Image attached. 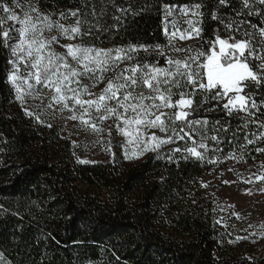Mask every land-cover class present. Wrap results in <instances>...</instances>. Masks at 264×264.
Masks as SVG:
<instances>
[{
	"label": "trees",
	"instance_id": "16d2710c",
	"mask_svg": "<svg viewBox=\"0 0 264 264\" xmlns=\"http://www.w3.org/2000/svg\"><path fill=\"white\" fill-rule=\"evenodd\" d=\"M39 3L45 9H80L79 18L93 25L90 36L77 39L85 46L160 45L166 49L163 54L139 50L134 62L141 64L163 68L169 57L182 60L197 52L205 53L201 57L204 63L213 50L210 42L217 36L232 41L250 39L254 52L250 55L246 50L247 62L254 71L264 63L255 58L264 57V37L250 26L264 27V19L249 15L242 0H226L225 5L219 0ZM194 4L201 5L200 40L186 47L190 52L174 53L164 33V5ZM249 4L251 11L264 15V6L256 0ZM122 8L130 11L122 14ZM0 17H5L3 9ZM2 41L0 36V252L8 264H264V254L250 257L228 249L223 219L212 195L199 182L215 166L209 160L230 153L246 162L264 157V152L256 150L264 149V138H260L264 127L258 126L264 124V84L257 88L249 83L244 88L246 96L259 105V111L250 109L254 116L239 111L229 115L220 100L211 98L212 93L197 91L190 97L193 110L189 119L207 120V130L200 131L201 125H196V131L187 135L189 127L177 122L178 134L190 145L161 147L159 158L155 152L136 160L117 154L106 161L78 163L69 140L61 139L48 126L31 122L15 106L8 81L10 46L4 47ZM125 63L117 71L130 66L129 61ZM222 128L228 131L219 130ZM213 136L219 143L210 139ZM201 137L220 151L204 160L191 156L185 160L181 153L173 154V149L192 147V139ZM247 140L254 142L248 144Z\"/></svg>",
	"mask_w": 264,
	"mask_h": 264
},
{
	"label": "snow or ice",
	"instance_id": "6c2138e0",
	"mask_svg": "<svg viewBox=\"0 0 264 264\" xmlns=\"http://www.w3.org/2000/svg\"><path fill=\"white\" fill-rule=\"evenodd\" d=\"M219 3L225 5L226 0H219ZM242 3L245 8L249 9V15L261 16L264 19V15L260 12L251 11L252 6L249 4V0H242ZM256 3L264 6V0H256ZM16 7L26 9L23 12V18L15 14L7 5L0 4V9L9 13L7 17H0V36L3 38L4 47H9V40L12 39L9 30L4 27L7 20L16 21L19 24L18 28L13 26L12 29L19 38L10 47L12 58L9 63L12 65V71L8 74V81L15 90V98L23 104L27 97H33V93L38 92L36 86L42 85L53 93L49 101V108L56 105L59 106L58 111L61 113L68 110L71 115L67 119L80 120L83 125L90 124L91 130L97 134L103 132L104 129L99 127L95 121L102 124L104 121L112 119L119 133L126 137L123 155L127 160L139 159L148 151L157 153L159 158V149L162 145L173 143L174 137L180 140L185 139L184 136L177 133V122L189 127L190 132L187 135L196 131V125H201L200 131H206L207 120L189 119L193 110V100L190 97L195 96L197 91L206 94L212 93L211 98L217 101L222 100L229 93H233L234 95L229 97L227 103L223 104V108L229 115L243 110L249 116H254L255 113H252L250 109L255 108L259 111V105L254 98L241 94L249 83L254 84L257 88L264 84V71H261L264 70V63H260L258 70L254 71L245 56L246 50L250 55L254 52L250 39L230 43L229 40L217 36L215 42H210L213 50L206 55V62L201 63V57L205 56V53L197 52L195 55H186L182 60L169 57L167 66L161 68L134 62L136 60L135 53L141 49L147 51V46L144 45L104 49L85 46L81 43H67L64 45L67 52L57 53L53 47L54 44L59 43L57 37H49L45 33L55 29L61 37H66L68 40L91 35L93 25L89 24L86 19L79 18L80 9L59 13L61 19L66 16L77 17L75 25L65 26L59 21L51 19L55 13H41L36 4L21 5L17 2ZM192 7L196 9L194 15L199 14L201 5L194 4ZM164 8L166 13L173 11V8L168 5H164ZM188 10V5H184L181 9L183 14H187ZM119 11L124 14L130 9L122 8ZM93 14L95 15V12ZM136 14L133 13V15ZM100 15L103 16L104 12L101 11ZM187 23L191 25L193 22L188 21ZM244 23L246 21L238 22V24ZM81 25H87V27L82 28ZM250 26L264 37V27ZM173 27H175L174 22ZM227 27L230 28L231 25ZM192 30L196 35L200 34L199 29L193 27ZM237 31H239V27H237ZM165 33L167 34V28ZM244 35L251 37L252 34L245 32ZM181 38L186 37L182 34ZM171 43L172 41L169 39V45ZM261 43H264V40ZM216 44L219 45L218 51L215 50ZM155 49H159V54H163L160 45H156ZM172 51L174 53L190 52V50L177 48H173ZM255 58L264 59V57L258 56ZM125 60L129 61L130 66L117 71L120 63ZM108 72H112L113 76L108 78L106 86L98 94L93 92L92 89L104 81ZM85 78L91 83L83 84L82 81ZM221 88L222 91H220ZM174 96L179 98L174 101ZM202 102H206V100H202ZM261 103H264V100ZM25 113L29 116L33 115L28 109H25ZM85 116L88 119H85ZM36 119L43 123L38 115ZM219 123V121L216 122L217 125ZM47 126L51 127L52 125L49 123ZM258 126L264 127V124ZM244 127H247V124ZM154 128L159 129L161 133L170 132L171 135L164 138L158 137L155 133L148 135V130ZM219 130L228 131L227 128ZM181 131H183L182 128ZM204 138L201 137V140ZM260 138H264V133H261ZM210 139L219 143L215 136ZM253 142V140H247L248 144ZM128 145L132 147L129 148ZM206 147L207 145L204 143L199 144V148L206 149ZM106 150L110 151V149ZM256 150L264 152V149ZM172 152L173 154L181 153V158L185 160L189 156L198 160L206 159L204 153L198 151L197 147L183 150L175 148ZM233 158L240 159L242 157ZM167 159L171 161L172 156H167ZM77 162L92 163V161L79 158ZM208 162L213 163L214 161L209 160ZM259 178L264 179V177ZM0 264H8L3 252H0Z\"/></svg>",
	"mask_w": 264,
	"mask_h": 264
},
{
	"label": "rangeland",
	"instance_id": "374dc122",
	"mask_svg": "<svg viewBox=\"0 0 264 264\" xmlns=\"http://www.w3.org/2000/svg\"><path fill=\"white\" fill-rule=\"evenodd\" d=\"M17 2L21 5L27 3L36 4L41 13H55V15L51 16L53 21H59L65 26L75 25L76 17L66 16L61 19L59 16L61 12L68 13L70 11L68 9H45L41 3H39L40 0H5L4 5H7L9 9L21 18H23V12L26 11V9L23 7H16ZM182 7L183 6L171 7L173 11L171 13H165L163 24L164 33L167 28V34L165 33V36L168 39L169 49H186L189 45L200 40V35H196L192 30L193 27L200 30V15H194L196 9L192 6H189L187 14H183L181 11ZM8 15L9 13L5 12V17ZM188 21H192L193 23L189 25L187 23ZM173 22L175 27H173ZM13 26L18 28V22L8 19L5 28L9 30L10 36L12 37V39L9 40L10 47L19 38L18 35L12 31ZM173 32H175V35H173ZM182 34L186 38L182 39ZM45 35L57 37L59 43L54 44L53 47L57 53L61 54L67 52L64 45L78 42V38L75 40H68L66 37H61L55 29L49 33H45ZM169 39L172 41L171 45H169ZM229 42L232 43L236 41L229 40ZM162 49L163 52L166 51L165 48L162 47ZM147 50L159 52V49L155 48H147ZM215 50H219L218 44H216ZM125 62L126 61L120 63L119 67L122 64L125 66ZM112 76V72L106 73L104 81L98 83L92 91L97 94L100 93L106 86L108 78ZM82 83L90 84L91 81L85 78ZM10 86L14 93L15 106L22 110L26 116L25 118L38 125L47 126L50 123L52 126L48 128L57 132L61 139L69 140L74 149V155H77L80 160L97 162L110 160L117 154L124 156L123 145L126 143V137L119 133L112 119L106 120L102 124L99 121H95L99 127L104 129L103 132L97 134L91 130L90 124L83 125L80 120L67 119V117L71 115L68 110L61 113L58 111L59 106L54 105L49 108V101L53 93L48 88L42 85L36 86L38 92H34L33 97H27L22 104L15 98V90L11 83ZM220 91H222V88ZM145 93L147 94L146 89ZM241 94L246 95L244 91ZM233 95V93H229L228 96H225L220 101L223 104L227 103L229 97ZM174 98L175 96L173 99ZM25 109H28L33 115H27ZM239 112L244 115L247 114V112L243 110ZM37 115L43 123L37 121ZM85 119H88V117L85 116ZM152 133H155L161 138L169 134L171 135L170 132L161 133L159 129L155 128L148 130V135ZM173 140V143L164 144L162 147L168 145H190L191 143L186 139L180 140L177 137H174ZM192 140V142H195L192 147H197V150L204 153L205 157H209L211 154H217V149H215L213 145H209L203 140ZM73 142H75V144H73ZM200 143L207 145L206 149L199 148ZM128 147L131 148L132 146L128 145ZM106 149H110V151ZM150 152L152 151H148L144 155ZM233 157L236 156L220 157L218 160L214 159L215 166L207 173H204V175L200 177L199 182L202 188H205V190L212 195L218 210L217 213H219L223 219L228 249L233 250V252L245 253L250 257H258L264 254V179L259 178L264 177V157L255 162H246Z\"/></svg>",
	"mask_w": 264,
	"mask_h": 264
}]
</instances>
